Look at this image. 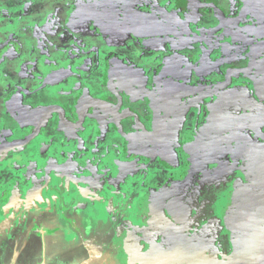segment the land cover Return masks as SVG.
Listing matches in <instances>:
<instances>
[{"label":"crops","instance_id":"1","mask_svg":"<svg viewBox=\"0 0 264 264\" xmlns=\"http://www.w3.org/2000/svg\"><path fill=\"white\" fill-rule=\"evenodd\" d=\"M247 9L250 10L245 4L241 15L246 14L244 10ZM49 15L50 11L46 8L41 13L46 26L40 22L30 28L31 32H38L34 37L36 47H41L44 41L47 49L34 47V50L28 51L30 53L25 57L30 69L25 67L24 72L21 71L25 74L17 75L14 71L0 78V98L5 96V102L1 100L0 103V131L2 129L3 133L6 127L11 130L5 139L19 142L33 129L20 122V106L32 109L27 114L32 122L41 119L33 136L16 150L21 156L12 153V157L8 158L9 163L15 160L10 171L23 181L24 188L15 202L0 206V244L19 243L24 249L11 251L6 244L0 249V258L5 260L8 250L16 259L12 263L2 260L1 264H96L99 258L96 255L103 252L107 236L103 239L99 234L98 237L93 236V231H101L102 228L96 224L101 220L110 224L105 232L109 233L110 239H114L117 249L102 254L105 263L116 256L119 259L118 251L120 254L127 252V240L139 237L138 229L133 224H147L150 229V221L153 224L161 223L165 201L181 190L178 187L185 169L180 170L177 165L172 179L158 187L150 188L153 179L147 181L146 177H164L158 174L159 164L164 162L165 157L171 160L172 165L177 164L175 158L179 157L175 144L182 148L180 145L183 143L179 144L174 139L180 133L184 135L180 126L189 106L206 103L208 110L206 121L201 123L196 120L195 126L199 129L193 126L195 130L188 135L190 138L193 134L198 137L199 133L202 137V128L217 120L224 121L227 126L229 120H232L229 123L232 126L243 124L240 114L228 112L233 104L226 106L225 103L228 98L234 99L235 105L240 103L244 89L252 92L254 101L250 96H247L248 100L259 104L264 117V101L262 97L258 98L259 93L256 92L264 94V87L260 86L264 65L257 69L254 67L264 59L249 63L250 60L244 58L249 54L247 44L243 43L244 47H235L234 44L224 46L227 43L225 40L218 44L223 45L221 55L219 52L214 54L218 46L206 47L202 46L205 43L202 42L196 47L194 56L180 53L175 58L171 56L173 53L167 54L166 51H171L172 43L175 44L177 40L167 36L135 39L125 28L120 32L107 27L106 38L109 40L105 39L104 43H90L87 36L80 35L79 44L74 37L62 40L60 34H50L56 30L72 35L74 30L68 27L62 29L56 18L51 23L46 22ZM254 19L256 22L257 18ZM75 44L86 49L95 45L100 56V60L88 64V71H92L93 75L90 83H83V93L79 91L81 97L86 98V106L81 113L77 109L80 95L74 92L69 96L64 94L66 89L78 83L80 73L86 70L80 59L64 51ZM230 48L250 64L246 71H258L255 86L247 81L252 75L235 73L231 75L232 80L239 78L238 82L246 84L241 92L234 89V84L202 90L191 98L183 99L172 118L166 121L162 115L164 80L170 77L173 81L195 86L212 83L209 82L212 77L208 72L215 66V60L229 54ZM231 58L233 62L226 63L215 73L224 76L225 69H239L241 62L235 63L234 56ZM187 66L191 67V71L197 70V75L190 77L185 72ZM6 83L9 84V98L5 95ZM42 107H54L55 110L41 118L39 108ZM194 118L195 115L190 119ZM247 119L251 120L252 116L248 115ZM175 123L181 124L170 131L171 126H176ZM186 143L183 147L185 151ZM259 150L264 152L263 149ZM156 157L159 158V170L150 171V167L157 165L154 161ZM164 164L168 165L166 162ZM4 172V168H1L0 191L4 187L1 175ZM171 187L179 191L169 192ZM233 240L236 241L235 238ZM86 248L91 250L86 252ZM230 252L232 255L235 250ZM221 259L232 260L223 256ZM112 263L115 264L114 261Z\"/></svg>","mask_w":264,"mask_h":264},{"label":"flooded vegetation","instance_id":"2","mask_svg":"<svg viewBox=\"0 0 264 264\" xmlns=\"http://www.w3.org/2000/svg\"><path fill=\"white\" fill-rule=\"evenodd\" d=\"M48 1L51 3L52 6H49L47 8L48 11H50V15L47 17L46 22L51 23L52 20L56 18V20L60 23V27L62 29H65L64 27H68L74 30V33H72V35H68V33L64 31L57 32L56 30H54L51 31V33L50 31H48V33L53 35L60 34L62 40L63 38L74 37V41L80 44L81 41H79L78 37L81 35L87 36L91 41L90 43H93V41L97 43H104L105 39L109 40L108 38H106V34H108L106 30L107 27L113 28L115 31L118 30L120 32L124 31L125 28V30L127 29L130 32V23L128 22V15H131L132 12H135L133 10H136L138 12L148 15L150 13H154L159 17V20H161V22H164L166 25L173 26L177 29L178 34L176 33L175 35H164L167 37H171L172 39H175L179 42H176L175 44L173 42L172 50L166 51L167 54L173 53L171 54V56H174L175 58H177L180 53H190L194 56L196 53V47L202 42H206V40L208 39H211L217 45L223 43L224 40L238 39L239 44L245 43V45L247 44L249 47L247 52L249 54H246L248 57L244 55V58H246L247 61L250 60L249 63H253L264 58V36H261L264 35V0H78L76 6L74 7L75 9L73 8V5L63 6L62 4H64L66 0H61L59 3L56 2V0H53L55 3H53L51 0ZM15 2L17 4L19 3V1ZM74 2H76V0ZM262 2L263 5L257 9V6H259ZM32 3L33 1H29L28 4H26V8H29V5ZM245 4L246 7H249L250 10H244L246 14L241 15V11H243V6ZM0 8L3 7L0 6ZM6 9L7 8H3V11L1 12L6 13L8 16L13 18L14 21L16 20V16L20 17L18 15L19 13H17L15 16H12V12H7ZM44 10L45 9H41V11L34 14V16L30 18L29 22H32V25L44 22L45 19H43L41 16V13ZM256 16L258 17V19L262 20V23H257V29L255 31H252V28L256 26V22L254 19L256 18ZM0 21H2V19H0ZM21 22L22 20L19 19L18 23ZM6 24L7 22L3 23L0 28L6 27ZM251 24H253V26ZM22 25H27V23L25 22L24 24L23 22ZM22 25L17 26V32L19 34H24L25 36L27 35V37L29 38H24L25 41L23 40L26 47H36L34 37L38 34V32H31V29L28 30V28L22 27ZM43 25L46 26L45 22L43 23ZM68 32H70L71 34V31ZM255 32L257 33V35L255 34ZM64 33L67 34L63 35ZM76 34H78V36ZM129 35L131 38L135 39L163 37L159 35H154L152 37L147 38H138L134 37L131 33ZM14 36L15 37L11 38L12 42L10 43V47L14 45L13 42L17 44V47L19 45V42L16 38V34ZM214 38H217L218 40H215ZM115 39H117V37ZM26 42L28 44H26ZM90 46L91 45H89V47ZM44 47L47 46L46 43L43 41L41 47L37 46L36 48L38 50H42ZM4 49H7V45L3 48L0 45V67L1 69H3L2 71H0V73H3L0 78L3 79L4 75H10L14 71H16L17 75H20V73L25 74L21 71H23V69L25 70V67L30 69V66H27L26 64V59H28L27 57H24L25 61L23 62L25 63V65L23 69H20L22 68L20 64L16 66V63L20 62H16L17 56H15V52L12 51L14 49L12 48V50H8V54H6ZM64 51L70 52L72 55L76 56L78 60L80 59L86 65H83V68L86 70H83V72L80 73L81 79L78 81V83L76 82L74 86H72L73 89L71 87L70 89H66V91H64V94L68 96L72 92H74L75 94H78L81 97V93H83L84 91L83 87L85 86L83 85V83L88 84L92 81L91 75H93V72L88 71L89 66L92 64V61L95 62L100 60L99 53L97 52L98 48L97 46L92 45L89 49H86L82 46H78L75 44L73 48L67 47ZM8 58H12L14 60ZM244 61L245 60L239 61L241 62L239 65L240 70H235V68H230L227 70L225 69L224 76H220L215 72H208V75L212 77L211 81L209 82L212 83H207L204 85H217L211 87V89L223 88L232 84L242 85L241 81L238 82L239 78L232 80L231 75L238 72H244L246 74L252 75V77L249 78L250 80L247 81L249 84L250 82H253L255 86V78H259V76H257L258 71H246L250 64L245 63ZM89 63L90 65H88ZM258 65H255L254 67H256L257 69V67H259ZM196 71H191V67L188 66L187 69H185V72H187L190 77H194L195 75H197L198 71ZM146 72H148V70ZM7 79L8 78H5V80ZM166 79L164 80V82L166 81ZM7 83L5 88V95L6 98H9V96L7 95L9 94V84ZM252 88L254 91H256L255 87ZM79 91L81 93H79ZM200 92L188 95L185 98H191L199 94ZM244 92L245 94L240 96V103L235 105L234 99L232 98L226 99L227 102L225 103L226 106L229 104H233V107L228 112L240 114V122H243V124H238L239 126H232L229 124L232 120L227 119L229 120L227 126V124H224V121L222 122L217 120L216 122L211 123L209 126L202 128L204 129V135H202V137L200 133L198 134V137L193 134V136L190 138V136L188 135L190 134V132H192V130H195V128L192 127L195 126V123H197V119L201 123L206 121V114L208 111L206 103H199V105L195 106L193 113H191V108L193 106H189L187 109L189 113L187 112L186 118L184 119V121H182L183 123L180 126V129H183L184 135H186V139L190 138V140L187 141V143H183L182 140L185 138V136H181L182 133L178 135V138H181V142L183 144L179 143L181 144L180 147L182 148H178L177 144H175V150L179 157L177 159L175 158L177 160V164L172 165V162H170L171 160L166 159L165 157L163 160L164 162L159 164L160 170L158 174V176L164 175V177L150 179L146 177L147 181L153 179V182L150 184V188L158 187L162 183L168 182L172 179V174H176L177 170L175 166L177 165L178 169H185V172L183 173V179L181 180V184H179L178 187V189L182 190L188 179L194 176V174L200 169H206L207 171H211L213 176L220 177L228 174L233 170H236L235 173H239V170L243 167V165L248 164L249 171L252 173L249 187L240 189L233 196V198L228 201L227 206L225 198L222 200V207L226 210V218L230 222L232 237L236 239V256H232L231 259L240 257L239 255L242 252L245 253L248 250L247 238L249 237V235L248 230L246 229L247 226L244 225V220L246 221L250 218L249 216H247L250 214L249 210L250 212L253 211L252 217H255L256 219L254 227L261 230V233H263L262 236L264 238V220L261 216L262 212L259 210V206L262 207L264 202L260 201V196H264L262 195L264 193V152L259 150H264V117H262L261 112L263 111V109L259 107L258 103L253 102L254 97L253 95H251L252 92H247L246 89H244ZM256 92L259 93L257 94L258 98L262 97V100L264 101V94L258 91ZM247 96H250V98L253 97V101H251L250 99L248 100ZM4 98L5 96H2L0 98V103L1 100H4ZM162 98V115H164L166 121H169V119L172 118L175 112L173 114L170 112L168 113L167 108L165 106L164 84ZM85 99L86 98L84 97H81L79 99V108H77L79 113H81L83 111L82 108L86 106ZM17 101V103L19 104L20 101ZM20 107V110L18 112V118L20 119V122L24 124L21 119L23 115L21 109L25 107ZM228 112H226V114H230ZM189 115L191 117L195 115V118L192 120L188 118L190 117ZM224 115L225 114H223V116ZM248 115L252 116L251 120L247 119ZM28 122H32V119L30 117H28ZM198 129L199 127H196V130ZM9 131L11 132L8 127L5 128L3 133L1 129L0 143L9 142V140L5 139L8 138L7 135L11 134H8ZM35 131L36 129L33 128L32 131L25 136L32 137ZM185 143L187 146L186 149L188 147V149H192L190 148V146L192 145V147H194V145L195 147L201 146L200 151H197L195 153L193 151L191 155H188V150L185 151L183 148L185 147ZM20 148L21 146L14 147L0 156V170L1 168H4L5 171L3 174H1L3 176L2 179H4V187L3 190L0 191L1 207L15 202V200L17 199V195H20L24 188L23 181L18 176H14L13 173L10 171V168L15 165V160L12 159L10 163L8 161V158L12 157V153H16L15 155L21 156L18 152H16V150ZM165 162L168 163V165L164 164ZM171 169L174 170L171 171ZM178 189H174L173 187H171L169 189V192L174 193ZM221 190L225 191V188H222ZM161 220L162 221L160 225L166 226L167 224H171L180 236L185 237L190 241L198 242V244H200L201 246L203 241L206 243V245L209 244V246H211L212 248V253L216 254L219 261L222 260L221 253L215 246V243H217V241H215L214 239L215 236H217L218 231L212 226L206 227L200 232H194L191 230H181L168 219V216L164 214V212H162ZM218 237H220L219 234ZM206 253L207 252L205 251L204 254ZM222 261H224L225 263L231 262L227 259Z\"/></svg>","mask_w":264,"mask_h":264},{"label":"rangeland","instance_id":"3","mask_svg":"<svg viewBox=\"0 0 264 264\" xmlns=\"http://www.w3.org/2000/svg\"><path fill=\"white\" fill-rule=\"evenodd\" d=\"M15 1H19V3L17 4ZM29 1H33V3L29 5V8H26V4H28ZM51 1L55 3L53 0ZM60 1L61 0H56V2L58 3ZM74 1L75 0H66V2L62 5L63 6L73 5V8H74L78 0H76V2ZM262 5H263V2L259 6H257V9ZM0 6H2L3 8H7L6 9L7 12H12V16L13 15L15 16L17 13H19L18 15L20 17L16 16V20L14 21L13 18L8 16L6 13H2L1 11H3V8H0V12H1L0 19H2V21H0V26H2L3 23L7 22L6 27L0 28V45L2 46V48L7 45V49H4L6 54H8L7 52L8 50L10 49L12 50V48L14 49L12 51H14L15 56H17L16 62L17 61L20 62V63H16V66L20 64L22 67L20 69H23L25 65V63L23 62L25 61L24 57L30 53V52L28 53L29 50L31 49L34 50V46L26 47L23 40L25 41V39H29V38L27 37V35L25 36L24 34H21V33L19 34L17 32V26L22 25L23 22L25 24L26 22L27 25H22V27L30 29L33 26L32 22H29L30 18L33 17L34 14L41 11V9H46L52 5L48 0H40V1L39 0H0ZM256 18H257L256 26L252 28L253 31L257 29V25H258L257 23H262V20L258 19L257 16ZM19 19L22 20L21 23H18ZM251 25L253 26V24ZM15 34L17 36L16 38L19 42V45L17 47V44L13 42L14 45L10 47V43L12 42L11 38L15 37L14 36ZM214 39L218 40L217 38H214ZM164 41L168 42V40H161V42H164ZM225 41L227 43L224 44V46L234 44L236 45L235 47H242V46L244 47L243 44H239L238 39L237 40H234V39L225 40ZM26 44L28 43L26 42ZM212 45L218 46L214 54L219 52V54L221 55L223 45H216L214 41H208V42H205L202 46L211 47ZM44 49H47V47H44ZM228 53L229 54H226V56H224L223 58L215 60V64H214L215 66L212 69H210V72L212 73L215 71L217 72L220 70L222 66L226 65V63L233 62L231 58L233 56L235 58L234 60L235 63H238L241 60V56L240 57L237 56L236 51L233 52L231 48L228 50ZM214 54H212L211 56L213 57ZM8 59L14 60L12 58H8ZM260 65H264V62H260L258 66ZM2 70L3 69H1L0 71ZM2 74L3 73H0V76ZM261 75L264 76V73H262ZM234 86H236L234 89H237L238 91L241 92L242 91L241 88L243 87L245 88L246 84L244 85V83H242V85L236 84ZM260 86L264 87V77H262V83L260 84ZM2 101L5 102V99ZM191 111H192L191 113L194 112V107L191 108ZM189 118H191V116ZM180 124L177 123L175 127L171 126L170 131H174L177 127H179L178 125ZM184 139H185L184 142L187 141L186 137ZM174 140H176L177 143H181L180 137L179 138L176 137V139ZM200 147L201 146L195 147L194 145L192 149L187 148L189 152L188 155H191L193 151L194 153L197 151H200ZM158 159H159L158 157L154 159L157 165L153 166L152 168L150 167V171L157 172L159 170ZM262 195H264V193ZM260 197H261L260 201H264V196H260ZM259 210L262 212L261 216L264 220V202H263L262 207L259 206ZM249 213L250 214L247 216H249L250 218L246 221L244 220V225L247 226L246 229L248 230V235H249V237L247 238L248 239V250L245 253L244 252L241 253L240 259L234 258L229 263H225L222 260L219 261L216 254L212 253L211 246H209V244L206 245L204 241L201 246L200 244H198V242H193V241L188 240L185 237L180 236L175 231L174 227L171 224H167L166 226H163V225H160V223L153 224L152 221H150L151 222L150 229L147 224H143V223L133 224L138 229L139 237L131 238L127 240V243L129 245V247L126 248L127 252L120 254L118 251L117 254H118L119 259H117V256H116L111 261L108 260L107 262L103 263L102 254H104V252H107V253L111 251L115 252L117 251V249H116V246H114L115 244L114 239H110L109 233L105 232L107 230L106 228L110 227V224H106L103 220H101L100 222L97 221L96 224H97V227H101L102 229L101 231H96V230L93 231V234H94L93 236L98 237V234H99L101 239H103L105 235L107 236H106L105 247H104L103 252H98V254L96 255L97 257H99L96 261V264H113L112 261H114L115 264H264V238L262 236L263 233H261V230L254 227L256 219L255 217H252L253 211L250 212L249 210ZM91 218H94V217H91ZM0 224H2L1 221H0ZM106 225L107 227H105ZM1 228H2V225H0V229ZM6 244H7L6 242H5V245L0 244V249H3V246H7V245L11 249V251L14 249H18V250L24 249L19 243H9L7 245ZM90 250L91 249L86 248V252H89ZM204 250L207 252L206 254H204L205 252ZM11 251L7 250L8 253L6 257L4 258L5 260L0 258V264L2 260L4 263L6 262L12 263L13 260L16 259L11 255ZM18 253H22V252H18ZM93 256H95V254H93ZM32 258H35V257H31V259Z\"/></svg>","mask_w":264,"mask_h":264},{"label":"water","instance_id":"4","mask_svg":"<svg viewBox=\"0 0 264 264\" xmlns=\"http://www.w3.org/2000/svg\"><path fill=\"white\" fill-rule=\"evenodd\" d=\"M133 11L135 12L128 15V22L130 23V33L134 37L147 38L154 35L178 34L175 27L161 22L156 14L150 13L148 15L136 10ZM214 86L217 85L195 86L176 82L171 78L166 79L164 82V102L168 113L173 114L186 96ZM39 109L42 118L44 114L54 110V107ZM21 110L23 112L21 117L23 123L37 129L40 119L37 122H28L27 114L32 109L22 108ZM30 137L25 136L16 143H0V156L14 147L23 145ZM239 171L240 174L235 173L236 170H233L226 175L215 177L211 171L198 170L194 176L188 179L182 190L167 198L162 210L168 216V219L181 230L200 232L206 227L212 226L215 228L218 231L217 236L214 238L217 241L215 246L224 259H231L236 254L231 255L230 252L235 250L236 241L232 238L230 222L226 218V210L222 207V200L225 198L227 206L228 201L240 189L249 187L251 181L248 164H244ZM220 187L221 189L225 188V191H222ZM218 234L220 237H218ZM236 259H240V257Z\"/></svg>","mask_w":264,"mask_h":264}]
</instances>
